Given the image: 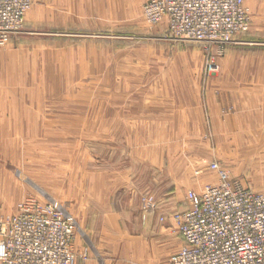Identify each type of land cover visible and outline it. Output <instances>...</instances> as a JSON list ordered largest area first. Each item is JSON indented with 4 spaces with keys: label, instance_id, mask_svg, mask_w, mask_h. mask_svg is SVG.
I'll return each instance as SVG.
<instances>
[{
    "label": "rangeland",
    "instance_id": "1",
    "mask_svg": "<svg viewBox=\"0 0 264 264\" xmlns=\"http://www.w3.org/2000/svg\"><path fill=\"white\" fill-rule=\"evenodd\" d=\"M148 1L32 0L0 46V221L53 203L75 264H146L140 217L186 209L210 162L264 192V0L220 52L149 24Z\"/></svg>",
    "mask_w": 264,
    "mask_h": 264
},
{
    "label": "built area",
    "instance_id": "2",
    "mask_svg": "<svg viewBox=\"0 0 264 264\" xmlns=\"http://www.w3.org/2000/svg\"><path fill=\"white\" fill-rule=\"evenodd\" d=\"M253 0H149L143 16L164 22L181 41L217 45L249 27ZM32 0H0V46L22 27ZM215 184L188 191V207L168 216L182 240L168 264H264V192H255L210 162ZM167 217H161L165 222ZM74 225L53 203L25 199L0 221V264H75Z\"/></svg>",
    "mask_w": 264,
    "mask_h": 264
},
{
    "label": "crops",
    "instance_id": "3",
    "mask_svg": "<svg viewBox=\"0 0 264 264\" xmlns=\"http://www.w3.org/2000/svg\"><path fill=\"white\" fill-rule=\"evenodd\" d=\"M160 210L149 211L141 216V228L144 231L142 242L146 247L148 261L146 264H164V258H167V264L170 255L181 247L182 240L176 234H172L173 224L168 219L165 222L160 221Z\"/></svg>",
    "mask_w": 264,
    "mask_h": 264
},
{
    "label": "bare ground",
    "instance_id": "4",
    "mask_svg": "<svg viewBox=\"0 0 264 264\" xmlns=\"http://www.w3.org/2000/svg\"><path fill=\"white\" fill-rule=\"evenodd\" d=\"M18 129V128H17Z\"/></svg>",
    "mask_w": 264,
    "mask_h": 264
}]
</instances>
